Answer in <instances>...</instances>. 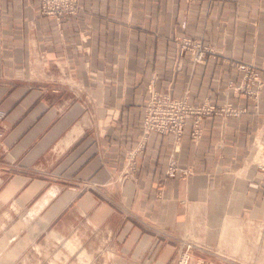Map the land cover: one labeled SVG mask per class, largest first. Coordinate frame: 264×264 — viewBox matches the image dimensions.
Returning a JSON list of instances; mask_svg holds the SVG:
<instances>
[{
    "label": "crops",
    "instance_id": "crops-1",
    "mask_svg": "<svg viewBox=\"0 0 264 264\" xmlns=\"http://www.w3.org/2000/svg\"><path fill=\"white\" fill-rule=\"evenodd\" d=\"M29 1L0 0V238L93 264H175L187 242L192 264H264V86L257 113L234 98L246 112L205 119L197 145L185 129V178L164 175L171 135L136 147L149 81L219 103L232 75L209 59L169 85L172 38L264 64V0H79L60 27Z\"/></svg>",
    "mask_w": 264,
    "mask_h": 264
},
{
    "label": "rangeland",
    "instance_id": "rangeland-1",
    "mask_svg": "<svg viewBox=\"0 0 264 264\" xmlns=\"http://www.w3.org/2000/svg\"><path fill=\"white\" fill-rule=\"evenodd\" d=\"M28 6L33 8L37 17L53 19L58 27L66 18L77 17L83 11V5L79 0H36V3L31 0ZM171 42L175 52L168 73L169 85L172 77L184 67L193 73L198 67L206 65L209 59H220L228 64L232 75L224 84V99H221L219 103H212L208 98H191L188 88L181 95L175 96L168 91H158L153 80L146 85L147 98L141 123L142 130L136 147L138 150L142 149L146 137L152 133L171 135L164 173L167 179L175 175L185 178L191 174L189 167L178 165L185 129L188 128L190 143L197 145L203 134L205 119L211 117L232 119L246 112L244 108L235 104L234 98L250 102L254 112L257 113L260 92L264 86V64L260 61L245 62L225 58L201 36L191 37L183 34L174 36ZM148 61L153 63L152 59ZM156 115L161 118L162 123L158 125L157 130H148L152 126L150 121ZM136 154L132 153V156ZM260 168L264 171V161ZM2 235L0 250H6V252L0 253V264H65L64 262L66 264H93L88 256L80 253L81 250L65 241L55 239L53 243H47L44 240L45 235H42L36 245L19 253L21 247H15L18 238H14L13 233L7 235L2 232ZM187 245H189L188 242ZM186 246H182L175 264H180L186 252L188 258L185 264H192L193 249L196 245L191 243L192 247L188 251ZM217 263L222 264V261L217 260Z\"/></svg>",
    "mask_w": 264,
    "mask_h": 264
},
{
    "label": "built area",
    "instance_id": "built-area-1",
    "mask_svg": "<svg viewBox=\"0 0 264 264\" xmlns=\"http://www.w3.org/2000/svg\"><path fill=\"white\" fill-rule=\"evenodd\" d=\"M161 118H159L157 115L155 118H153L150 122L152 124V126H150V128L148 130H157L159 127L158 125H160L162 122L160 121ZM157 128V129H156ZM188 253H184V255L182 256L181 262L180 264H185V262L187 261L188 258ZM185 256V257H184Z\"/></svg>",
    "mask_w": 264,
    "mask_h": 264
}]
</instances>
